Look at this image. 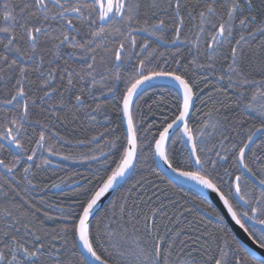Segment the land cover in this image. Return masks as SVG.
I'll return each mask as SVG.
<instances>
[{"label":"snow or ice","instance_id":"obj_1","mask_svg":"<svg viewBox=\"0 0 264 264\" xmlns=\"http://www.w3.org/2000/svg\"><path fill=\"white\" fill-rule=\"evenodd\" d=\"M0 12V107L12 113L4 117L7 127L0 125V153L7 149L11 154L8 162L0 159V264H73V258L75 264H244L241 253L245 259L252 257L253 264H264L250 249L233 247L234 238L186 220L190 208L173 200L166 203L155 194L137 196L148 181L131 184L96 217L106 193L122 187L138 168L158 166L159 160L167 166L162 171L215 193L231 219L264 248V152L249 156L251 144L264 138V0H23L20 5L0 0ZM167 29L174 32L171 40ZM133 33L166 44H187L191 59L182 67L183 60L176 58L171 70L153 67L156 50L145 39L141 51H135ZM202 57L205 63H200ZM192 65L219 73L215 93L226 81L234 102L214 94L202 99L203 90L197 91L198 82L187 74ZM256 75L260 79H254ZM156 80L168 81L175 97L163 107L162 97L155 110L149 105L148 115L160 116L159 122H149L142 111L138 118L136 102ZM248 87L255 89L250 96ZM104 89L118 94L125 130L117 135L115 127H106L91 138L99 155L85 158L99 167L91 173L94 180L84 178L83 185L74 181L77 191L70 203L47 205L41 198L42 204L56 209L55 217L40 207L29 211L34 206L25 195L39 187L32 180V167L41 168L34 162L38 151L57 154L47 140L68 116L75 120L83 112L94 121L105 106L92 107L89 101L95 102L96 93L103 95ZM197 100L211 106L200 113ZM233 103L241 113H255L260 126L244 129V121L230 120ZM34 110L43 119L31 121ZM30 121L40 132L29 154L22 138ZM177 142L186 146V154L176 150ZM229 160L238 174L224 167ZM21 183L24 188L18 190ZM45 220L57 226L46 229ZM222 222L216 214V223Z\"/></svg>","mask_w":264,"mask_h":264},{"label":"trees","instance_id":"obj_2","mask_svg":"<svg viewBox=\"0 0 264 264\" xmlns=\"http://www.w3.org/2000/svg\"><path fill=\"white\" fill-rule=\"evenodd\" d=\"M23 0H10L11 4L20 5ZM191 3H196V0H191ZM3 20V13L0 12V21ZM167 24H171V20L166 19ZM189 25L186 22L185 26V34L188 32ZM146 34V33H145ZM137 40V47L135 51L139 52L141 49L139 48L140 44L145 42V39H148L151 43V47L156 50V59L153 61V67L159 64L161 67H167V69L171 70L176 67L175 59L181 58L183 60L182 67L187 65V61L191 59L188 55L189 46L187 44H178L173 46H166L168 44L162 41H156L155 37H142L136 34H133ZM174 35L172 29L166 30V36L168 40H171ZM208 35H205V39H208ZM203 44V40H202ZM114 45H110L112 47ZM67 51H71L70 49ZM162 54V55H161ZM147 55V53H145ZM65 59L67 57L65 56ZM165 60H168L169 63L165 66ZM136 62V61H134ZM63 63V61H61ZM200 63H205L204 58L202 57ZM220 65H217L219 68ZM157 70H160L157 68ZM187 74L190 79L193 81L198 82V89H202L203 92L201 93V98L204 100L208 99L209 94H214L216 99L225 100V102L231 103L234 102L235 97L233 96V90L228 88L227 82H223V87L221 88L219 93H215V89L220 87V84L216 81L215 76L216 74H211L204 69L198 67V65H192L190 68H187ZM208 76L207 80H204V77ZM254 79H260L259 75L253 77ZM160 85H167V84H155L153 88L149 89L146 94H142L141 97L137 99L136 102V112L139 118V114L142 111L145 116L148 117V121L150 122L152 119L157 120L159 122L160 116L157 115L155 117L148 115V106L152 105L153 109L156 108V102L161 101L163 97V104L162 107L165 105L170 104L175 97V89H172L170 85L166 87H160ZM123 88V85H120ZM255 89L252 87H248L247 93L250 96ZM98 99L93 101H89L92 107H95L97 103L104 105V110L96 115V119L89 120L87 116L84 115L83 112L79 113L77 119L73 120L71 116L67 117V120L63 124L59 122L56 126L51 130L52 133H56L53 138L48 139L47 143L52 145L53 149L57 152L56 155H50L47 150L38 151L37 157L34 158L35 163L41 164V168L39 170L32 167V171L35 175L32 177L33 183L38 185L37 189L32 190L30 193L25 195L22 192V195H25V199L29 201L34 207L32 209H28L29 211H34L35 207H40L41 212L47 210L50 215L56 216V209L54 207L48 208L46 204L41 203V198L43 201L47 202V205H60L66 206L70 203V197L73 195L74 192L77 191V184L74 181H78L79 184L83 185L84 178H88L89 180H94V177L91 173L99 167L96 161L91 159H86L85 157L91 155H99L98 152H94L93 150L98 147L97 144L91 143V138L93 136H97L100 132H103L105 128H112L115 127L117 129V135L123 133L124 129L121 124V116L120 112L117 110L119 105V97L117 93H109L107 89H104L103 95L99 92L96 93ZM227 97V100L225 99ZM208 105H201L200 100L196 101V109L200 111V113L206 112ZM11 116L12 113L8 111L6 107H0V125L3 127H7L4 124V117ZM46 115V114H45ZM65 113H61V118H64ZM230 120H242L244 121V129L249 128L250 126L259 127L261 121L256 117L255 113H249L247 111L241 113L240 108L235 107L233 103L232 112L228 113ZM107 117V119H105ZM36 119H43L42 117H38L34 113L31 117V121H35ZM31 121L29 124H26L27 128V136L23 137V144L24 147L29 149V154L31 148L35 146V140L39 137L40 128L39 126H31ZM146 126V125H145ZM47 135V134H46ZM60 137L64 139L61 140ZM246 138V136H245ZM264 138L256 139L253 145L250 147L249 156L251 155L252 151H262L264 152V142H262ZM79 141H84L83 144L78 143ZM215 142V141H213ZM103 144V141L100 142ZM177 151H184L185 154L187 149L182 142H177L175 145ZM104 151H107L105 148ZM68 155L70 158L65 160L62 159V156ZM0 159H4L5 162H8L11 159L10 152L5 149L0 153ZM47 160L49 163H44ZM29 165H32L33 162H26ZM151 159L148 160V164L151 165ZM233 162L229 160L224 167L229 168L235 174V169H233ZM25 164H20L17 167V180L20 179L21 175L23 174V168ZM112 167L114 168L115 165L113 164ZM2 171V169H0ZM219 171L222 173L223 168H220ZM131 178L128 179L126 183H123L122 187H119L113 197L110 199L112 201L114 198L119 200L121 196H123L127 189L131 186V184L141 181H148L150 183H144V188L141 192L137 193V196L143 195L145 199L148 196H152L155 194L156 196H160L161 199H164L167 203L168 200H173L178 202L179 204L184 205L186 208H190L191 212L186 213V220H194L198 221V227L203 228L207 226V230L214 232L217 235L226 234L228 238H234L231 231L228 229L224 221L222 224L216 223V214L218 212L216 209L208 203L205 199H203L200 195L195 193L194 191L181 186L177 183L170 182L167 178H165L156 166H152L150 168H138L136 170L135 175H131ZM227 179V177H225ZM234 179V176H233ZM56 183L59 184V188L52 187V185ZM47 185V187H45ZM94 186V185H93ZM24 184L21 183L19 185V189H23ZM249 189H253L252 185H248ZM227 191V189H225ZM17 203L23 204V202L19 199V197L15 198ZM109 201V202H110ZM0 202H2V198H0ZM109 202L96 214V217L99 218L105 212L108 207ZM131 203V201H129ZM24 208H27V205H24ZM145 211L147 209H144ZM173 209H169L172 211ZM242 210V209H240ZM211 214L214 219H208L205 215ZM40 215V214H38ZM37 224L39 221L36 222ZM95 223V220H94ZM56 223L51 220L44 221V227L46 229H51L56 227ZM221 228L224 229V232H221ZM235 240V239H234ZM236 243L233 244V247L236 246ZM241 259L244 260V264H253L252 257H248L247 259L244 258V254L241 253ZM73 264H75V258H73Z\"/></svg>","mask_w":264,"mask_h":264},{"label":"water","instance_id":"obj_3","mask_svg":"<svg viewBox=\"0 0 264 264\" xmlns=\"http://www.w3.org/2000/svg\"><path fill=\"white\" fill-rule=\"evenodd\" d=\"M133 34L143 36L142 33H133ZM176 45H178V44H176ZM168 46H173V45H168ZM152 83H153V85H155V84H167V85H169L168 81H162V80L152 81ZM120 107H122V105H120ZM121 115L122 114L120 112V116ZM122 126H123V129L125 130L126 123L122 124ZM252 145H253V143L251 144V146ZM156 164L158 165V166H156V168L159 170V172L165 178H167L169 180V177H171L173 183H177L181 186H184V187L194 191L195 193L200 195L203 199H205L208 203H210L216 209L218 214L223 217L224 223L226 224L228 229L231 231L234 239L237 241V243L241 247L246 248V249H250L251 252H253L255 254V257L257 259L264 258V248H259L256 244H254L252 242V239L249 238L248 234L244 231V229L241 228L238 224L235 223V221H233L231 219V216L228 214L227 209L224 207L223 203L219 200V197L215 193H212L210 190H202V189L198 188L197 186L194 185V182L184 183L181 180L176 179L172 173L167 172V171H162V170L167 169V166L164 165L162 161L157 160ZM116 191L117 190H115V191L110 190L108 193L105 194L104 197H102L101 201L99 202L100 203L99 211L110 201V199L113 197V195L115 194ZM202 214L205 215L208 219L213 220L212 216L206 215L203 212H202Z\"/></svg>","mask_w":264,"mask_h":264},{"label":"flooded vegetation","instance_id":"obj_4","mask_svg":"<svg viewBox=\"0 0 264 264\" xmlns=\"http://www.w3.org/2000/svg\"><path fill=\"white\" fill-rule=\"evenodd\" d=\"M143 34V36L142 37H147L148 38V36H147V34H145V33H142ZM150 38V37H149ZM168 45H171V44H168ZM168 45H166V46H168ZM214 219V218H213ZM247 233V232H246ZM248 234V233H247Z\"/></svg>","mask_w":264,"mask_h":264}]
</instances>
